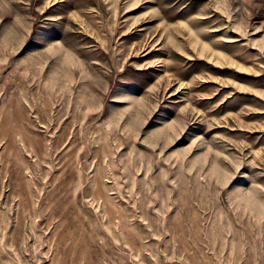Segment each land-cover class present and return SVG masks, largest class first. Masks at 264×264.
Segmentation results:
<instances>
[{"label":"rangeland","instance_id":"obj_1","mask_svg":"<svg viewBox=\"0 0 264 264\" xmlns=\"http://www.w3.org/2000/svg\"><path fill=\"white\" fill-rule=\"evenodd\" d=\"M0 264H264V0H0Z\"/></svg>","mask_w":264,"mask_h":264}]
</instances>
